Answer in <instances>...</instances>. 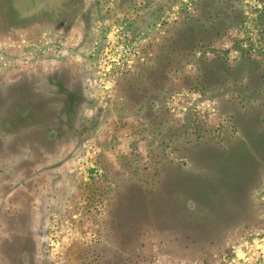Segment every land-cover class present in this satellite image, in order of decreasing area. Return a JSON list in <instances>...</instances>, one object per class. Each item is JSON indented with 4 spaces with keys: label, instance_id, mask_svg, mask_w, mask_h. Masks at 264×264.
Returning a JSON list of instances; mask_svg holds the SVG:
<instances>
[{
    "label": "rangeland",
    "instance_id": "1",
    "mask_svg": "<svg viewBox=\"0 0 264 264\" xmlns=\"http://www.w3.org/2000/svg\"><path fill=\"white\" fill-rule=\"evenodd\" d=\"M195 1L0 0V264H100L102 252L120 264L111 195L121 174L151 177L162 156L146 126L122 117V86ZM242 8L214 46L231 66L264 59V0ZM167 107L179 125L191 120V138L234 136L227 97L178 89ZM253 200L212 246L150 232L123 264H264V183Z\"/></svg>",
    "mask_w": 264,
    "mask_h": 264
},
{
    "label": "trees",
    "instance_id": "2",
    "mask_svg": "<svg viewBox=\"0 0 264 264\" xmlns=\"http://www.w3.org/2000/svg\"><path fill=\"white\" fill-rule=\"evenodd\" d=\"M242 2L196 0L195 13L186 15L162 39L154 62L122 86V117L146 126L152 154L162 156L151 177L135 171H128L126 177V172L121 174L123 184H117L111 195L109 234L120 264L150 232L170 234L200 250L214 245L230 222L248 215L253 197L261 190L264 59L245 53L231 66L228 52L214 47L243 22ZM189 67L195 73L188 72ZM178 89L209 92L213 98L221 95L231 101L229 127L234 136L228 144L203 143L201 135L191 138V120L179 125L173 119L167 103ZM179 143L183 145L178 149ZM173 152L177 158L171 157ZM125 166L120 164V171ZM100 258V264L108 262L104 252Z\"/></svg>",
    "mask_w": 264,
    "mask_h": 264
}]
</instances>
